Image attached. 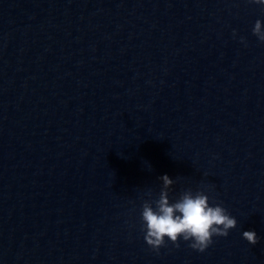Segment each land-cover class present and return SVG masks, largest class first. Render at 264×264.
Masks as SVG:
<instances>
[{"label": "water", "instance_id": "obj_1", "mask_svg": "<svg viewBox=\"0 0 264 264\" xmlns=\"http://www.w3.org/2000/svg\"><path fill=\"white\" fill-rule=\"evenodd\" d=\"M257 20L249 0H0V264H264ZM163 175L237 226L153 251Z\"/></svg>", "mask_w": 264, "mask_h": 264}, {"label": "clouds", "instance_id": "obj_2", "mask_svg": "<svg viewBox=\"0 0 264 264\" xmlns=\"http://www.w3.org/2000/svg\"><path fill=\"white\" fill-rule=\"evenodd\" d=\"M249 2L264 5V0ZM252 33L264 43V26L260 20L255 22ZM241 42L246 43L243 37ZM159 179L162 181L159 198L144 201L141 212L144 239L153 251L158 253L165 246L167 237L176 247L180 246L178 241L182 238L191 241L189 246L193 250L204 252L213 243L214 236L227 237L229 231L237 226L236 218L221 203L210 204L209 196L203 190L195 194L191 189L186 190L179 199L170 203L169 190L174 181L168 175ZM242 236L250 245L259 242L254 231H244Z\"/></svg>", "mask_w": 264, "mask_h": 264}]
</instances>
